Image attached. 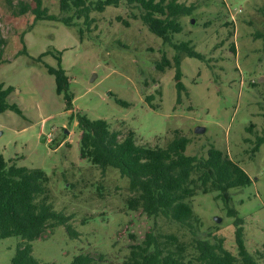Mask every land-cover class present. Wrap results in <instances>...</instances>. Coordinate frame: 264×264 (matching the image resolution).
Wrapping results in <instances>:
<instances>
[{
    "label": "rangeland",
    "instance_id": "1",
    "mask_svg": "<svg viewBox=\"0 0 264 264\" xmlns=\"http://www.w3.org/2000/svg\"><path fill=\"white\" fill-rule=\"evenodd\" d=\"M18 1L0 0V82L13 88L7 101L20 110L0 112V155L38 174L42 198L69 216L77 233L70 236L57 225L31 241L32 255L70 264L89 251L122 264L129 234L143 242L152 227L163 248L217 236L238 256L234 232L240 227L245 249L264 264V141L252 152L264 134V39L255 37L264 31V0H177L195 9L180 17L182 30L170 40L151 32L139 9L123 1L91 11L89 25L82 16L72 25L35 21V4L19 14ZM41 7L58 17L73 14L60 13L59 0H42ZM179 42L186 49L178 53L184 86L178 100ZM163 55L170 63L159 70ZM49 68L64 71L65 88L58 89ZM78 114L105 119L121 135L132 130L138 144L164 145L176 130L190 139L185 154L205 157L213 146L240 165L251 183L229 189L227 206L217 191L197 188L185 200L197 220L191 228L170 210L149 216L138 209L139 189L118 169L80 158ZM20 241L18 235L0 237V264L10 263Z\"/></svg>",
    "mask_w": 264,
    "mask_h": 264
},
{
    "label": "trees",
    "instance_id": "2",
    "mask_svg": "<svg viewBox=\"0 0 264 264\" xmlns=\"http://www.w3.org/2000/svg\"><path fill=\"white\" fill-rule=\"evenodd\" d=\"M122 1L135 5L149 30L165 40H170L173 33L182 30L180 17L190 15L195 9L193 4L185 5L177 0H59L60 13L73 10V14L58 17L41 7L42 0H19L17 5L19 14H24L30 10L29 2H33L35 6L31 12L35 21L60 20L72 25L74 17L82 16L89 25L93 21L89 16L91 11H102L107 5L117 6ZM255 37L264 39V31H256ZM3 44L4 40L0 38V62ZM174 47V79L179 100L184 86L180 80L178 53L186 47L183 42L175 43ZM189 53L199 55L193 51ZM169 63L163 55L157 68L163 70ZM49 71L55 74L58 89L65 88L67 78L64 71L61 68H49ZM12 89L0 82V112L13 109L20 113L16 104L7 101ZM151 97L146 96V100L150 102ZM65 98L66 108L71 109L72 96L66 94ZM77 127L80 130V158L102 169L107 166L118 169L121 176L129 179L131 188L139 189L138 209L149 216L167 215L166 210H170L182 226L191 228L196 219L185 200L193 196L197 188L201 187L203 193L217 191L227 206L229 189L242 188L251 183V178L240 165L213 146L208 148L205 157L185 154L190 139L176 130L171 139L159 145L138 144L132 130L121 135L119 131L111 129L105 119H90L85 114L77 115ZM263 141L264 134L257 137L252 152ZM41 194L38 174L34 170L17 166L0 155V237H21L9 264H54L37 260L32 255L31 241L42 238L60 224L65 226L70 236L77 235L67 223L69 216L55 211ZM235 213L233 209L228 210L229 215ZM240 221L237 218L234 223L237 225ZM234 234L238 256L226 249L223 239L217 236L211 239L196 238L190 245L176 244L174 249H166L150 227L143 242L135 240L134 234H129V251L122 264H259L258 257L245 249L242 229L236 228ZM70 264L109 263L101 253L80 251L72 257Z\"/></svg>",
    "mask_w": 264,
    "mask_h": 264
},
{
    "label": "water",
    "instance_id": "3",
    "mask_svg": "<svg viewBox=\"0 0 264 264\" xmlns=\"http://www.w3.org/2000/svg\"><path fill=\"white\" fill-rule=\"evenodd\" d=\"M200 131H201V130H200L199 127H197L196 130H195V132H197V133L200 132Z\"/></svg>",
    "mask_w": 264,
    "mask_h": 264
}]
</instances>
